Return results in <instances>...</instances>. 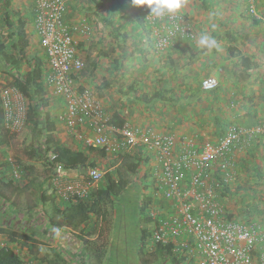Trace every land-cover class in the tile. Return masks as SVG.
<instances>
[{"label":"crops","instance_id":"crops-1","mask_svg":"<svg viewBox=\"0 0 264 264\" xmlns=\"http://www.w3.org/2000/svg\"><path fill=\"white\" fill-rule=\"evenodd\" d=\"M251 6L256 16L250 14ZM35 10V0H0V44L8 61L2 65L8 73L0 67V207L5 209L0 208V248L10 247L25 264H110L111 244L100 241L106 232L99 230L103 224L98 216L90 214L79 227L65 222L73 205L56 195L47 158L56 144L82 151L103 175L124 166L127 156L138 159L139 176H134L148 191L150 210L161 203L155 195L158 162L139 149L118 157L114 165L111 157L101 155L99 149L90 151L81 140L79 133L88 134V128L67 127L65 100L46 82L51 69L36 32ZM180 15L191 26L194 39L178 38L171 49L157 52L154 26L129 0L69 3L67 25L87 28L80 27L73 35L84 65L76 75L78 91L89 90L119 128L151 130L177 140L186 137L199 145L218 141L234 125L264 124V0H187ZM21 23L29 42L23 58L15 37ZM203 32L216 39L217 47L208 50L198 45ZM36 57L43 61V111L53 125V132L43 130L48 157L26 149V138L34 140L32 135L13 134L1 117L2 92L16 88L22 93L13 75L30 77ZM207 77L217 78V89H202ZM117 117L123 126L116 124ZM13 164L19 167L18 180L13 178ZM66 172L73 180L86 176L83 169ZM102 184L104 180L97 188ZM225 202L234 218L264 221V137L235 154Z\"/></svg>","mask_w":264,"mask_h":264},{"label":"built area","instance_id":"built-area-1","mask_svg":"<svg viewBox=\"0 0 264 264\" xmlns=\"http://www.w3.org/2000/svg\"><path fill=\"white\" fill-rule=\"evenodd\" d=\"M74 1L78 0H35V28L51 69L46 82L65 100L63 121L67 127L88 128V134L79 133L88 147L104 150L113 161L139 149L156 158L155 195L161 203L156 202L151 209V246L171 248L164 256L173 264H264V221L248 223L231 218L225 202L235 154L240 147L264 137V124L234 125L218 141L200 145L186 137L177 140L151 130L115 126L89 90L79 92L76 88V75L84 65L73 35L74 30L87 28H70L65 22L68 4ZM133 6L154 26L157 52L171 49L178 38L194 39L182 15L157 19L148 16L147 6ZM250 14L257 15L254 6ZM201 86L204 91H213L219 81L207 77ZM1 103L5 126L13 134L22 133L29 110L25 96L16 88L5 89ZM49 159L54 191L62 200H88L104 178L91 168L84 178L69 179L66 168L54 163V154ZM15 165L13 178L18 180L20 171Z\"/></svg>","mask_w":264,"mask_h":264},{"label":"trees","instance_id":"trees-1","mask_svg":"<svg viewBox=\"0 0 264 264\" xmlns=\"http://www.w3.org/2000/svg\"><path fill=\"white\" fill-rule=\"evenodd\" d=\"M15 37L19 48V57L23 58L26 48L29 46V42L25 36L24 23H21L20 26L18 27ZM3 53H4V47L2 44H0V64H1L0 67L2 71L8 73L6 72L8 69L2 66L3 64L5 65L6 62L8 63L7 59L4 58L5 53L4 55ZM15 62L16 60H14V63ZM30 75H31L30 77H20L13 75L15 86L30 100L27 127L34 134L41 132L42 131L41 117L43 115L44 116L43 124H45L44 129H46V133L48 134L53 132L52 130L53 125L50 121V116L48 114H45V112L43 111L45 107V103L43 101L41 94L44 91L43 90L44 85L42 84L44 69H43V61L40 57H36V59H33V69ZM2 114L3 112L1 113V117ZM116 120H117L116 124L118 126H123L120 124L119 122L120 120L118 117ZM89 150L95 151V148H91ZM99 153L103 156L106 154L104 150H99ZM53 154L55 156L54 163L62 165L66 169H83L86 171L87 174L88 168L90 169L95 168L94 163L89 162L88 156L82 151L73 150L71 148L62 147L56 144ZM47 160H48L47 166L49 167V169L53 168L50 159L47 158ZM140 167H141V163L138 159L135 160L133 157L127 156L124 166L118 167L115 170L110 171L106 175H104L103 180L105 181V184L100 185L94 192H92L88 200L67 201L73 206L70 207V212L65 214V222L69 225H72L73 227H79L84 222L89 220L90 214H95L96 216H98L99 220L100 219L102 220L101 225L102 224L106 225V223L108 222V217H107L108 215L106 214V210L104 209V207L108 206L109 204H112L117 197L123 194V191L129 189L130 186L135 185L132 184L133 182L130 180V176L135 174L139 176L138 173ZM226 196H227V191L225 193V197ZM150 203H151L150 198L145 199L144 207L145 208L149 207ZM230 217L234 218L233 216H231V214ZM3 219H5V217H3ZM241 221L248 223L253 222V221L251 222L246 221L245 219H242ZM143 234L145 240L151 237V233L147 229L143 230ZM11 238H13V240L15 239L14 236H11ZM170 249L171 248L168 247H158L157 251L159 253H164L165 251L171 253ZM0 264H25V263L14 250H12L10 247L5 246L0 248Z\"/></svg>","mask_w":264,"mask_h":264},{"label":"rangeland","instance_id":"rangeland-1","mask_svg":"<svg viewBox=\"0 0 264 264\" xmlns=\"http://www.w3.org/2000/svg\"><path fill=\"white\" fill-rule=\"evenodd\" d=\"M43 118L42 115V131L45 125L43 124ZM26 130L27 128L18 136L22 137L27 132V135H32L34 140L27 137L25 148L29 150L31 148L32 152L37 151V155L40 154L39 152L45 153L48 157L50 154L45 150L42 142V131L34 134ZM43 159L46 163L45 157ZM117 162L114 165H117ZM138 178L131 175L130 180L133 183L135 182V185L123 191V194L117 197L112 204L104 207L108 215V222L106 225L99 226L100 231L106 232L100 241L106 245L111 244L109 250L110 264H173L165 258L164 253H159L156 247L151 246L150 238H147V240L144 238L143 230L147 229L151 233L154 228V220L151 218L152 210L149 207H144L148 191H145L142 184L136 183ZM2 211H5V209L1 207Z\"/></svg>","mask_w":264,"mask_h":264},{"label":"clouds","instance_id":"clouds-1","mask_svg":"<svg viewBox=\"0 0 264 264\" xmlns=\"http://www.w3.org/2000/svg\"><path fill=\"white\" fill-rule=\"evenodd\" d=\"M132 3L139 7L147 6L150 17L157 19L173 18L183 13L187 7V0H132ZM198 45L212 50L217 47V41L208 32L200 34Z\"/></svg>","mask_w":264,"mask_h":264}]
</instances>
